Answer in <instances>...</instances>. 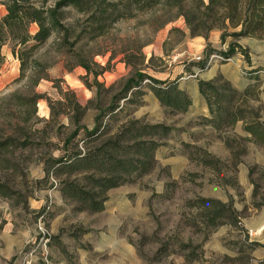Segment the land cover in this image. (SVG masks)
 I'll use <instances>...</instances> for the list:
<instances>
[{
  "label": "rangeland",
  "instance_id": "obj_1",
  "mask_svg": "<svg viewBox=\"0 0 264 264\" xmlns=\"http://www.w3.org/2000/svg\"><path fill=\"white\" fill-rule=\"evenodd\" d=\"M174 1L185 12L198 0ZM1 3L0 18L6 14ZM62 13L68 36L56 34L29 55V65H40L36 74L48 77L35 88L26 80L15 82L19 62L11 44L2 49L0 142L15 137L28 146L0 159V264H264V145L243 130L245 120L218 132L206 126L208 107L198 88L199 81L241 87L243 70L264 66V35L236 42L225 36L222 43L221 35L238 30L214 29L206 38L192 37L180 8L169 4L109 24L102 35L86 15ZM29 31L33 35L37 27ZM234 44L236 56L220 61ZM135 73L186 83L188 111L171 114L146 88L121 100ZM34 95L42 97L36 104ZM17 96L26 98L24 105H17ZM67 103L89 106L79 123L87 130L94 129L101 111L118 105L121 110L102 121L108 136L129 121L172 129L158 142L152 170L109 190L98 213L77 211L79 205L60 190L61 183L81 175H59L57 161L86 151L83 130L70 138L76 128ZM234 106L264 123V90L237 97ZM17 125L25 134L13 135ZM198 199L219 201L232 218L207 226L191 204Z\"/></svg>",
  "mask_w": 264,
  "mask_h": 264
},
{
  "label": "trees",
  "instance_id": "obj_2",
  "mask_svg": "<svg viewBox=\"0 0 264 264\" xmlns=\"http://www.w3.org/2000/svg\"><path fill=\"white\" fill-rule=\"evenodd\" d=\"M1 1L6 14L0 18V68L5 62L2 49L11 44V55L19 62V77L15 82L26 80L32 88L41 80H48V77L36 74V67L40 65L36 60L29 65V55L47 44L56 34L64 33L65 37L68 36V28L61 24L64 9H73L86 15L97 35H102L109 24L131 19L136 13L147 12L165 4L180 8L192 37L202 34L206 38L214 29L222 30L223 33L229 29L238 30L221 35V42L224 43L225 36L236 42L242 38H260L264 33V0H207L206 3L198 0L185 12L181 2L176 3L174 0H58L50 8L44 7L45 0H42L41 6L30 0ZM32 25L37 27L33 35L29 31ZM236 47L235 44L229 45L228 50L220 54V61L225 63L226 59L236 56ZM79 66L91 73L87 63L81 61ZM200 66L204 70L206 64ZM260 74L264 75V66L243 70L242 73L246 79L255 81L254 86L258 84ZM143 88L149 89L159 104L171 114H184L192 104L187 91L180 88L178 79L161 81L142 73H135L133 78L127 80L119 98L128 101V93L133 96L143 95ZM198 88L208 107L209 116L204 118L206 126L218 132L245 120L243 130L254 141L264 145V123L256 116L249 118L243 109L234 106L237 97L255 95L250 87L239 91L227 83L214 85L212 81H199ZM25 99L17 96V105H24ZM31 99L32 104H36L42 97L34 95ZM67 105L73 112L76 128L70 138H76L79 130H83L81 141L86 151L74 150L57 161L56 171L59 175H81L74 182L61 183L60 190L65 198L79 205L77 211L98 213L104 209L109 190L134 183L152 170L155 153L160 147L158 142L167 139L172 129L162 124L129 121L116 134L108 136L110 131L102 121L104 117L110 119L115 116L121 110L118 105H110L104 115L101 111L102 115L96 117V125L92 130L79 128L89 106L82 107L78 103ZM24 132L25 127L21 125L13 128V135ZM93 143L95 145L86 147ZM26 146V141L19 142L15 137L6 139L0 142V159L8 154L14 155L18 148ZM191 204L200 210L201 219L210 227H216L221 220L231 217L228 207L216 200L198 199Z\"/></svg>",
  "mask_w": 264,
  "mask_h": 264
},
{
  "label": "crops",
  "instance_id": "obj_3",
  "mask_svg": "<svg viewBox=\"0 0 264 264\" xmlns=\"http://www.w3.org/2000/svg\"><path fill=\"white\" fill-rule=\"evenodd\" d=\"M263 35H264V33H263ZM263 35L260 38H251V39L259 40V39H262ZM242 39H245V38H242ZM242 39H240V40H242ZM258 67H263V66H260L259 65V66L252 67V68L254 69V68H258ZM259 76H260V78H259L258 84H256L254 86V82H255L254 80L250 81V80L246 79L245 77H243V75L241 74L242 81L239 83L241 85V87H237V86H233V87L236 88L239 91H244L246 88L250 87V89L252 90V93H254L256 95L259 92V90H261V89L264 90V75L260 74ZM185 84L186 83H182V85H181L179 83V86H180V88L186 90L187 93L189 94V92H188L187 87H186ZM189 96H190V94H189ZM200 97L203 99V97L201 95H200Z\"/></svg>",
  "mask_w": 264,
  "mask_h": 264
},
{
  "label": "built area",
  "instance_id": "obj_4",
  "mask_svg": "<svg viewBox=\"0 0 264 264\" xmlns=\"http://www.w3.org/2000/svg\"><path fill=\"white\" fill-rule=\"evenodd\" d=\"M231 58H233V57H231ZM231 58L226 59V62L229 61V60H231ZM210 59L212 60L213 59V56H211ZM197 60H200V58H197ZM220 60H221V58H220Z\"/></svg>",
  "mask_w": 264,
  "mask_h": 264
}]
</instances>
